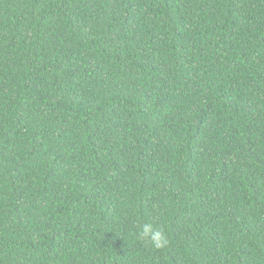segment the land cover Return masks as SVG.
I'll list each match as a JSON object with an SVG mask.
<instances>
[{"label": "trees", "instance_id": "obj_1", "mask_svg": "<svg viewBox=\"0 0 264 264\" xmlns=\"http://www.w3.org/2000/svg\"><path fill=\"white\" fill-rule=\"evenodd\" d=\"M0 264H264V0H0Z\"/></svg>", "mask_w": 264, "mask_h": 264}, {"label": "clouds", "instance_id": "obj_2", "mask_svg": "<svg viewBox=\"0 0 264 264\" xmlns=\"http://www.w3.org/2000/svg\"><path fill=\"white\" fill-rule=\"evenodd\" d=\"M140 238L150 243L154 248L160 249L169 243L168 234L163 227L153 223H146L140 229Z\"/></svg>", "mask_w": 264, "mask_h": 264}]
</instances>
